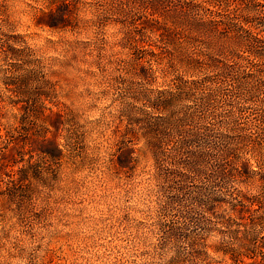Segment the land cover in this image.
I'll list each match as a JSON object with an SVG mask.
<instances>
[{
  "label": "rangeland",
  "instance_id": "1",
  "mask_svg": "<svg viewBox=\"0 0 264 264\" xmlns=\"http://www.w3.org/2000/svg\"><path fill=\"white\" fill-rule=\"evenodd\" d=\"M67 1L70 19L52 28L38 21L44 0H0V264H264V219H228L222 201L212 209L222 187L253 194L264 179V42L250 51L240 43L247 28L264 39V0H246L244 11L236 0H193L195 19L216 21L191 33L183 51L228 62L199 74L135 11H106L100 21L108 0ZM167 23L176 30L174 18ZM199 77L219 90L204 107L197 98L182 105L218 131L236 120L243 128L231 140L252 136L257 144L239 153L262 170L249 184L177 162L175 196L157 174L144 122L132 121L143 110L165 116L150 96Z\"/></svg>",
  "mask_w": 264,
  "mask_h": 264
},
{
  "label": "trees",
  "instance_id": "2",
  "mask_svg": "<svg viewBox=\"0 0 264 264\" xmlns=\"http://www.w3.org/2000/svg\"><path fill=\"white\" fill-rule=\"evenodd\" d=\"M47 11H43L42 17L38 20L41 24H47L52 28H58L70 19L71 4L67 0H44ZM180 1V2H178ZM108 0V7L106 9L100 8L99 20L105 19L106 11H116L119 14L128 15L135 11L142 16L143 25L147 29L158 31L159 37H165L169 43L173 44L174 48L172 54L185 52L188 54L187 67L193 73H201V69L215 67L220 71H226L228 62L224 59H216L218 62H212V58H202L203 53L199 51H191L188 53L183 51L185 45L192 39L191 33L201 30V27H208L209 23L216 21L209 19V21H200L192 16L191 8L195 2L193 0ZM184 1V2H182ZM220 1V0H213ZM226 1V0H224ZM110 2V3H109ZM246 0H236V8L241 10H249ZM120 4V5H119ZM235 8V7H234ZM235 8V10H236ZM46 16L52 19L44 21ZM175 20L176 30L168 23V17ZM101 17V18H100ZM124 20V19H123ZM184 31V36L187 39H178V35ZM214 33L220 32L217 27H213ZM247 37L240 42L247 50L256 48L259 43L264 42V39L259 32L253 34L250 29H246ZM132 32V31H127ZM183 40V41H182ZM193 53V54H192ZM141 68L146 69L140 62ZM219 88L207 87L206 77H199L198 79H186L176 83V87L171 90H160L155 96H150L147 102L151 104L152 109H163L165 116H155L151 111L143 110L142 115L145 117H134L133 123L140 124L145 128L146 134L144 138L156 162V170L159 178L174 189L175 196L180 190L175 186L178 163H184L194 172H205V170H212L213 175L217 179H225L228 175L233 174L245 183H257L256 177L261 174L262 165L258 162V169L251 167V158L240 155L241 150L247 146H253L257 142L251 139L252 136L242 133L239 140L232 139L233 133L236 132L237 122L231 120L224 132L218 131L216 124L219 122H209L203 124L204 115L198 114L192 105H182L184 100L193 98L194 100H202V106L211 102L214 92ZM211 97V98H210ZM181 103V107L179 103ZM177 108V109H176ZM154 112V111H153ZM147 117L148 120H145ZM162 120V121H161ZM160 121V122H158ZM221 126V125H220ZM239 129L243 126L238 125ZM218 129V130H217ZM125 134V133H124ZM55 144V140L51 141ZM56 150L60 151L57 144ZM132 152L131 148L119 151V166L121 168L127 167V161L122 157L129 158ZM52 155V151H48ZM186 156V157H185ZM253 156V155H252ZM184 158V159H183ZM184 161V162H183ZM227 164L233 166L229 168ZM171 166V167H168ZM175 168H172V167ZM183 173V172H182ZM181 173V174H182ZM182 176V175H181ZM208 178H211L209 173ZM209 180V179H208ZM260 183L257 184V192L250 194L242 190L226 191L222 187L217 193L219 197H213L212 209L217 207V202L222 201L228 205V219H234L239 222L251 223L257 226L264 219V212L257 214L260 211L261 199L264 191V179L258 178ZM177 191V193L175 192ZM238 219V220H237ZM246 264V263H245ZM248 264H263L262 261L254 259Z\"/></svg>",
  "mask_w": 264,
  "mask_h": 264
}]
</instances>
